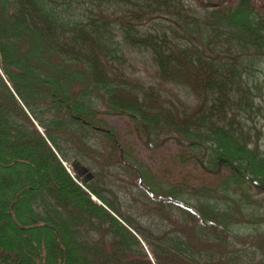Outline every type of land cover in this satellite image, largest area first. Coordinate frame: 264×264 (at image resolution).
Returning <instances> with one entry per match:
<instances>
[{"label": "trees", "instance_id": "16d2710c", "mask_svg": "<svg viewBox=\"0 0 264 264\" xmlns=\"http://www.w3.org/2000/svg\"><path fill=\"white\" fill-rule=\"evenodd\" d=\"M196 1L0 0V264H264V231L235 229L264 226V12ZM109 115L139 143L176 139L218 183L156 178Z\"/></svg>", "mask_w": 264, "mask_h": 264}, {"label": "rangeland", "instance_id": "374dc122", "mask_svg": "<svg viewBox=\"0 0 264 264\" xmlns=\"http://www.w3.org/2000/svg\"><path fill=\"white\" fill-rule=\"evenodd\" d=\"M184 1L199 10L202 8L199 6L198 1L196 0ZM200 1L202 3H205V1H221L222 3H225L229 2L230 0H203L204 2L202 0ZM256 2L264 12V0H256ZM151 63L152 60L148 54L140 55L139 53H130L126 51V61L124 66L128 67V65L134 64L131 67V70L136 71L134 75L141 78L148 87L154 86L161 88L167 95L169 100L177 102L178 100L176 96V90L173 86L169 84H156L157 78L154 72L150 69ZM251 74L252 75L250 80H253L252 85H255L256 83L257 87H261L262 92L264 93V54L263 56L258 58V61L252 68ZM148 91H150V89H148ZM103 118L108 123V125L112 129H114L124 148L127 151H130L131 149L135 150L133 152L134 155L132 156L136 158L142 165L147 166L152 175H154L156 178H160L161 180L163 179V181L169 186H172L177 182H185L188 183L189 186L191 185V187L199 189L201 188V186L214 185L218 183V177L209 175L200 168L201 159L198 161L186 160L188 155H183L184 150H181L180 146L176 142V139H164L161 143L158 144L154 143V141L147 144L146 141L144 142V140L139 143L134 139L133 134L130 132L131 122L128 117L109 115ZM66 163L70 164V166H68L69 168L65 166L64 163L63 165L67 169H69L70 172L72 171L71 173H73V171L76 172L79 175L80 179L83 176H88V180L89 178H91L89 177L91 176V174L82 175L80 170H76L71 164L72 161ZM71 167H73V170H71ZM229 173L230 171L226 170L225 168L222 171L223 175H228ZM161 194L164 196L163 193ZM151 195L154 196L153 194ZM258 196L263 197L264 193L258 194ZM92 198L95 200L94 196H92ZM140 211H142L143 213L146 212L143 209H141ZM138 220H143L141 222L143 227L148 228L147 222H145V220H148L146 217H138ZM235 229L237 233L244 234L249 232H262L264 231V226H258L254 228L239 224V226H236ZM239 246H241V244H239ZM261 253L264 254V252Z\"/></svg>", "mask_w": 264, "mask_h": 264}, {"label": "water", "instance_id": "95a60500", "mask_svg": "<svg viewBox=\"0 0 264 264\" xmlns=\"http://www.w3.org/2000/svg\"><path fill=\"white\" fill-rule=\"evenodd\" d=\"M205 6H208V7H213V6H215V4H212V3H210V4H205ZM134 118H136L135 116H133ZM72 166L76 169V170H81V164L77 161V160H73L72 161ZM229 164H230V166H233L232 165V162H229ZM64 165L65 166H70V164L69 163H64ZM129 167H131L130 165H128ZM69 168V167H68ZM69 170V169H68ZM239 174L243 177V178H245L250 184H253V185H255V186H257L258 184H257V182L253 179V178H251L250 176H248V175H246V174H244L243 172H239ZM89 177H91V176H89ZM87 181H88V176L87 177H85V176H83V177H81V182L82 183H87ZM144 188H146L145 186H143Z\"/></svg>", "mask_w": 264, "mask_h": 264}]
</instances>
